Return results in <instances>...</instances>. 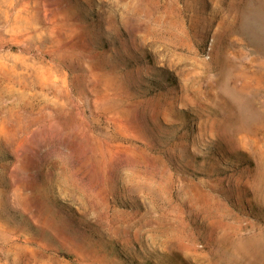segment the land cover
Masks as SVG:
<instances>
[{"label": "rangeland", "instance_id": "1", "mask_svg": "<svg viewBox=\"0 0 264 264\" xmlns=\"http://www.w3.org/2000/svg\"><path fill=\"white\" fill-rule=\"evenodd\" d=\"M0 264H264V0H0Z\"/></svg>", "mask_w": 264, "mask_h": 264}]
</instances>
